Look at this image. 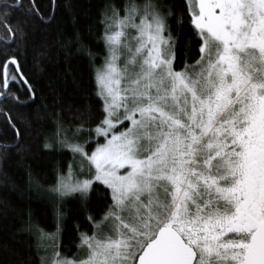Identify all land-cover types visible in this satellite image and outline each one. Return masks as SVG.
Wrapping results in <instances>:
<instances>
[{"label": "snow or ice", "instance_id": "snow-or-ice-1", "mask_svg": "<svg viewBox=\"0 0 264 264\" xmlns=\"http://www.w3.org/2000/svg\"><path fill=\"white\" fill-rule=\"evenodd\" d=\"M53 19L0 0V161L48 124L60 157L47 187L28 170L53 227L28 213L27 264H264V0H103L93 93L49 111L22 59ZM69 203L86 228L65 243Z\"/></svg>", "mask_w": 264, "mask_h": 264}, {"label": "trees", "instance_id": "trees-1", "mask_svg": "<svg viewBox=\"0 0 264 264\" xmlns=\"http://www.w3.org/2000/svg\"><path fill=\"white\" fill-rule=\"evenodd\" d=\"M37 3L46 14H51L54 8V19L47 26H39L27 57L22 59L24 71L37 89L33 107L46 105L49 111H56L59 107L78 106L94 88V66L85 52L95 54L96 67L103 63L104 45L99 39L102 31L99 5L103 0H37ZM77 33L86 46L80 52ZM61 42L68 44L70 50H65ZM44 44L48 45L47 54L34 59V52H40ZM4 125V118L0 117V131ZM50 130L48 124L42 131L25 136L32 150L22 163L15 154L0 161V264H27L33 238L22 226L29 212L35 223L52 230L53 210L47 195L28 188V170L45 187L55 182L54 166L60 157L46 154L40 144L41 137ZM63 159L66 161L67 156ZM66 207L71 211L66 220L65 243L69 234L75 235L72 232L75 222L81 224L82 230L86 228L83 217L75 215V204Z\"/></svg>", "mask_w": 264, "mask_h": 264}]
</instances>
